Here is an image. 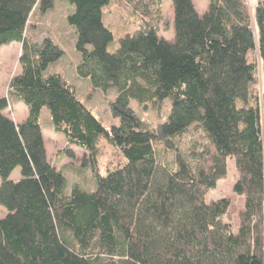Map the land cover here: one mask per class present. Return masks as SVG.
I'll use <instances>...</instances> for the list:
<instances>
[{
	"label": "trees",
	"instance_id": "obj_1",
	"mask_svg": "<svg viewBox=\"0 0 264 264\" xmlns=\"http://www.w3.org/2000/svg\"><path fill=\"white\" fill-rule=\"evenodd\" d=\"M60 1L75 7L67 22L79 78L115 92L109 107L120 123L108 127L73 82L47 72L64 51L28 31L34 10L56 0H0V48H22L21 72L0 97V264H264V0L253 8L209 0L204 13L194 0H169L171 39L161 33L167 0H114L141 13L112 52L103 11L112 0ZM166 99L170 114L157 125L131 107ZM18 102L27 106L22 122L5 113ZM44 108L54 132L85 151L91 187L70 184L48 157ZM192 126L204 142L185 151L180 139ZM69 146L62 151L75 158ZM108 147L121 159L104 163ZM230 158L234 193L246 198L238 227L226 219L230 198L207 200Z\"/></svg>",
	"mask_w": 264,
	"mask_h": 264
},
{
	"label": "rangeland",
	"instance_id": "obj_2",
	"mask_svg": "<svg viewBox=\"0 0 264 264\" xmlns=\"http://www.w3.org/2000/svg\"><path fill=\"white\" fill-rule=\"evenodd\" d=\"M259 1L261 0H248V4L253 8ZM208 3L209 0H194V4L200 13L206 12ZM162 7L163 14L160 18L161 33L165 38L171 39L175 36L173 4L167 0L163 3ZM152 8L155 9V7L151 6ZM74 9L75 7L69 2H62L60 0H56V5L52 10H48L43 14L38 9H35L30 20L28 35L33 36L40 42L44 40L45 36L50 37L62 47L64 54L46 68L47 72H60L66 79L73 82L79 92L80 100H83L108 127H111L120 123L119 118L113 116L112 110L109 107V103L113 100L115 92L104 93L101 90L93 89L90 79L79 78L77 72V66L81 62V56L77 52L74 43L76 34H74L73 28L67 22L68 14ZM103 11L105 12V22L112 28L115 35L109 51H116L120 46L119 39L128 33L126 31L131 32L135 28V22L138 20L141 11L136 10L133 3L125 6L123 4H117L114 0L109 5L103 7ZM21 52L20 44L16 42L3 45L0 48V97L8 95L10 80L21 72L19 59ZM131 107L137 110L142 119L149 121L153 125H157L159 122H165L171 111L170 100L168 99L163 100L158 106H154L152 103L144 106L139 104L137 100H132ZM26 111L27 106L24 103L18 102L7 108L5 113L21 122V119L26 116ZM50 120L51 113H49L48 109L44 108L40 123L43 127L48 157L52 158V161L57 167L64 169L70 184H73L77 180L83 186L91 187L93 181L90 170L87 166L83 165L85 151L78 146L67 145L65 136L54 132ZM180 140L183 149L188 151L194 143L198 145L204 142V134L199 127L192 126L182 135ZM68 146L73 150L75 158L71 159L62 151ZM172 156V153H168L167 161H171ZM117 159H121L118 153H115L110 147L106 148L103 162L106 163V160L117 161ZM228 160L229 173L227 178L218 181L217 187L209 191L207 200L212 201L221 198H230L232 205L229 216L226 219H230L238 227V213L244 205L243 203L246 198L244 195L234 193L233 187L238 178V171L235 167V160L231 158ZM19 178H21L20 167L16 168L11 176L12 180L18 181ZM6 213V208L0 204V218L4 217Z\"/></svg>",
	"mask_w": 264,
	"mask_h": 264
},
{
	"label": "crops",
	"instance_id": "obj_3",
	"mask_svg": "<svg viewBox=\"0 0 264 264\" xmlns=\"http://www.w3.org/2000/svg\"><path fill=\"white\" fill-rule=\"evenodd\" d=\"M16 43H17V42H16ZM18 44H20V43H18ZM20 48H21V44H20ZM21 50H22V48H21ZM27 115H28V114H27V111H26V116H25L23 119H21V120H22V121L25 120L26 117H27ZM10 117H11V116H10ZM11 118H12V117H11ZM12 119H14V118H12ZM14 120H15V119H14ZM22 121H21V122H22ZM15 122H19V121L15 120ZM13 173H14V172H13ZM11 176H12V175H11Z\"/></svg>",
	"mask_w": 264,
	"mask_h": 264
}]
</instances>
